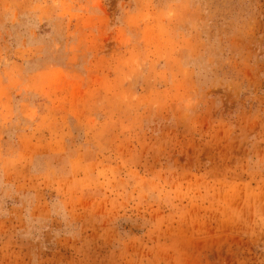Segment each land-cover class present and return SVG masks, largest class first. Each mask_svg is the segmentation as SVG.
Masks as SVG:
<instances>
[{
	"label": "rangeland",
	"instance_id": "1",
	"mask_svg": "<svg viewBox=\"0 0 264 264\" xmlns=\"http://www.w3.org/2000/svg\"><path fill=\"white\" fill-rule=\"evenodd\" d=\"M0 264H264V0H0Z\"/></svg>",
	"mask_w": 264,
	"mask_h": 264
}]
</instances>
